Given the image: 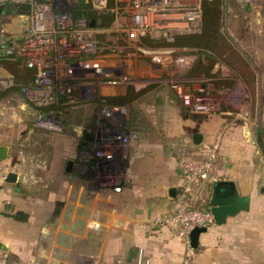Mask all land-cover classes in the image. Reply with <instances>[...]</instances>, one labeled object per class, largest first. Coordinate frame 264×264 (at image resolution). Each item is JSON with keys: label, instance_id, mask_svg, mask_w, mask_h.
Masks as SVG:
<instances>
[{"label": "built area", "instance_id": "built-area-1", "mask_svg": "<svg viewBox=\"0 0 264 264\" xmlns=\"http://www.w3.org/2000/svg\"><path fill=\"white\" fill-rule=\"evenodd\" d=\"M202 1L0 0V61L30 72L27 81L18 86L20 94L37 108L33 124L51 134L59 132L64 107L94 102L100 108L105 98L121 95L128 87L140 89L162 77L177 87V76L188 69L194 54L193 49L172 44L176 36L200 31ZM7 5L13 6L8 9V18L1 15ZM22 6L27 8L25 12L19 11ZM16 22L21 28L17 27L20 29L15 35L8 32V25ZM157 41L168 45H153ZM10 74L3 72L1 89L13 84L12 78H4ZM182 95L189 101L188 95ZM15 114V104L5 98L0 100V126H13ZM35 168L22 170L10 151L7 159L0 161V222L4 214L2 205L13 203L11 190L36 183L32 174ZM189 168L196 170L183 164L184 182L172 198L170 211L159 219L181 242L187 264L194 256L191 231L214 224L207 203L199 209L188 201L190 185L198 173ZM201 169L205 175L206 168ZM9 173L16 174L15 182L5 181ZM105 173L110 175L108 183L119 182L116 175ZM2 245L0 264H36L32 256H11ZM53 264H94V258L79 254L71 261Z\"/></svg>", "mask_w": 264, "mask_h": 264}, {"label": "crops", "instance_id": "crops-1", "mask_svg": "<svg viewBox=\"0 0 264 264\" xmlns=\"http://www.w3.org/2000/svg\"><path fill=\"white\" fill-rule=\"evenodd\" d=\"M174 118L172 127L178 130L173 134L176 150L172 153L178 154L185 148L180 146V141L190 136L191 131L195 134V124L182 112L178 119ZM174 121L177 122L174 124ZM8 128L2 132V143L8 138L5 135ZM260 133L256 132V137L264 153ZM238 134V129H231L226 141ZM56 137L51 138L52 144L58 141ZM159 142L162 141L144 139L136 145L125 181L121 184L97 183L92 188L91 197H84L83 185L76 187L73 195L70 194L71 187L67 186L66 198L58 204L52 197L56 189L50 188L43 195L33 194L34 199L41 196L51 200L57 210L42 220L31 216L25 228L26 239L22 243V240L17 242L14 239L12 229L7 227V224H22L13 219L17 206L12 201V210L4 212L0 222L3 248L11 256L21 259L32 256L36 260L41 252V264L71 261L79 254L92 256L94 264H187L181 242L159 220L171 209L173 197L170 190L175 189L176 192L179 186L175 158L164 154L167 148ZM225 173L218 180L232 181L240 195H249V210L228 217L223 224L207 227L199 235L198 246L188 264H264V228L261 229L263 224L255 225L256 220L262 217L260 214H248L252 212L253 191L264 177L255 172L233 170L232 167L226 168ZM51 180H54L53 176ZM212 184L213 181H206L204 190L207 196ZM117 186L119 189L115 190ZM18 191L23 192L21 189ZM37 221L41 223L36 225ZM43 236H46L44 240ZM41 240L44 242L40 244Z\"/></svg>", "mask_w": 264, "mask_h": 264}, {"label": "rangeland", "instance_id": "rangeland-1", "mask_svg": "<svg viewBox=\"0 0 264 264\" xmlns=\"http://www.w3.org/2000/svg\"><path fill=\"white\" fill-rule=\"evenodd\" d=\"M219 2L221 26L219 34L215 37L218 46L214 45V48L220 54L218 56L234 55L240 64H233L236 66L235 71L231 65L219 60L221 64L213 65L211 74L204 79L206 83L203 86L201 81L195 82L191 86L193 90L190 89V92H193L191 93L194 95L193 101H185L184 95H181V107L185 106L184 108H186L182 113L194 121L195 130L193 133L199 136L200 140L198 144H192L191 136L193 134L191 131L190 136L184 137L187 142L181 140L179 144L185 147L186 145L194 146L192 151L189 148H184V152L181 150L178 154L172 153L176 150L173 134L177 132L178 128L176 130L175 126L172 127L173 117L170 116V112H167L163 118L162 142H159L167 148L164 154L172 155L175 158L179 185L183 184L185 178V172L182 170L183 164L196 169H187L190 172H198L197 179L190 185L188 201L193 207L199 209L208 200L207 192L204 190L206 181L214 182V180L224 177L226 168L232 167L233 170L255 172L264 177V153L259 148L260 143L256 137V132L261 131L264 148V0H219ZM8 17L9 15H7ZM17 23L14 25L10 23L8 32L16 35L17 27H19ZM222 41L227 43L226 46L222 45ZM228 44L232 46V50ZM218 47L221 51L218 50ZM187 48L194 49L196 54L202 55L199 52L202 47ZM197 49L199 50L197 51ZM5 64L0 63V68H3V70L0 69V77L4 71L14 73L13 68ZM237 65L239 66L237 67ZM183 76H177V80H180L179 84L185 94L187 86H185L186 79H183ZM6 93L5 99L15 104L16 114L14 126L10 128L0 126V144L9 147L11 158L13 157L19 163L22 170L25 171L32 166L36 167L32 174L38 180L36 183L20 185L18 190H23L22 193L18 190H13L11 193V200L17 206L13 219L22 224L20 226L7 224V227L12 229L14 239L17 242L22 240V243L26 239L25 228L31 216L42 220L50 213H56L57 209L51 200L42 199L41 196L34 199L32 195L35 193L43 195L48 190V180L52 176L53 179L56 177L57 170H55L56 165H51L50 161L47 164L44 162L46 155L37 153L38 155L33 156V153L29 152L30 150L26 147L27 144L23 139L28 134L29 115H26V109H22L21 101L17 95L13 96V92H9V90ZM175 122L177 121H174V124ZM7 128L8 132L5 135H8V138L6 142L2 143L4 141L2 132ZM231 129H238L239 134L233 136L230 141H226ZM51 135L59 138L62 135V129L60 128L59 132L55 130ZM107 146L109 147V145ZM108 149H106L107 154ZM201 167L206 168L205 175H202L204 169ZM109 176L108 173H105L103 179L97 183L106 184ZM122 177L119 176V179ZM119 182L123 183L121 180ZM67 189L66 184H59L58 189L53 193L52 197L57 204L66 198ZM261 189H264V178L258 188L253 191L252 212L248 214H260L262 218L258 220L264 221V191ZM258 220L255 225L263 224L261 226L263 230L264 222L259 223ZM40 223L37 221L36 225ZM45 237L43 236V240ZM43 240L39 241L40 244L44 242ZM17 245L19 244L17 243ZM41 255L42 253L39 252L36 259L37 264H41Z\"/></svg>", "mask_w": 264, "mask_h": 264}, {"label": "flooded vegetation", "instance_id": "flooded-vegetation-1", "mask_svg": "<svg viewBox=\"0 0 264 264\" xmlns=\"http://www.w3.org/2000/svg\"><path fill=\"white\" fill-rule=\"evenodd\" d=\"M9 7L10 5H7L1 15H9L7 10ZM193 54L192 65L199 57L194 49ZM216 63L221 64L220 61ZM191 66L182 77L186 79L185 95H188L190 102L194 99V95L191 94L193 92H190V89L193 90L191 86L195 82L201 81L202 86L206 83L204 81L206 77L190 74ZM4 78L6 80L12 78L13 84L5 90L13 92V96L17 95L23 103L22 109H26V115H29L28 134L23 138L26 147L33 156L37 153L46 155L44 160L46 164L50 161L51 165H56L57 175L53 181L48 180V188L46 185L45 187L57 190L59 184H66L72 189L71 195L74 194L76 187L83 185L84 197L85 195L91 197L92 188L102 179L106 171L116 175L118 179L119 176H123L119 181L124 182L126 170L130 169V158L135 146L144 139L161 141L163 133L161 127L164 125L163 118L167 112L171 113V117H176L174 119H178V114L186 110L185 106L181 107V95L184 93L179 84L180 80H177V87L174 88L172 82L162 77L157 81L148 82L140 89L128 87L121 95L105 98L100 108L95 107L94 102L62 108L60 116L62 135L52 144L51 133L33 124L37 108L20 94L18 86L20 83H17L15 75L10 74L9 77L4 76ZM193 136L191 143L195 145ZM107 148H109L108 154ZM185 148L192 151L194 146L186 145Z\"/></svg>", "mask_w": 264, "mask_h": 264}, {"label": "trees", "instance_id": "trees-1", "mask_svg": "<svg viewBox=\"0 0 264 264\" xmlns=\"http://www.w3.org/2000/svg\"><path fill=\"white\" fill-rule=\"evenodd\" d=\"M219 0H203L202 4V27L201 32L197 34H191V35H180L175 37V41L172 45L177 47H202V50H199V52L202 54H198L199 57L195 61V63L190 68V74L192 76L196 77H207L209 74H211V69L216 61H223L228 65H231V67L234 68L236 71V63L240 64V61L234 55H227L226 57L218 56L216 52V48H214V45H216L217 42L215 37L219 34L221 23L219 21L220 15H219ZM10 8H13L12 5H10ZM7 9V10H8ZM26 7L22 6L19 11L25 12ZM214 32V33H213ZM209 34V35H208ZM203 37V40H201ZM224 46H226V42L222 41ZM152 43V42H151ZM153 45L158 46H165L168 45V43L164 41H157L156 43H153ZM229 45V44H228ZM218 46V45H216ZM230 46V50H232V46ZM223 48V46H221ZM218 50L221 51V49L218 47ZM230 57V58H229ZM6 63L5 65H10L11 68H13V73L16 77L17 83H23L25 80L29 78L30 72L26 69H22L18 67L16 64L7 62V61H0V63ZM235 64V65H233ZM239 65H237L238 67ZM0 100L6 97V91L7 90H0ZM261 134V133H260ZM262 136V134H261Z\"/></svg>", "mask_w": 264, "mask_h": 264}, {"label": "water", "instance_id": "water-1", "mask_svg": "<svg viewBox=\"0 0 264 264\" xmlns=\"http://www.w3.org/2000/svg\"><path fill=\"white\" fill-rule=\"evenodd\" d=\"M93 21H91V25ZM200 137L194 134L193 142L198 144ZM9 154V147L0 144V161H5ZM5 181L13 183L16 181V174L9 173ZM170 195L174 197L175 189L170 190ZM207 206L213 216L214 224L220 225L225 223L228 217H233L239 212L248 211L250 206V196L240 195L234 182L228 180H217L211 185V191L208 196ZM13 203H4L1 210L10 212ZM207 230V227H195L190 233V246L196 249L198 246L199 235ZM2 245V244H0Z\"/></svg>", "mask_w": 264, "mask_h": 264}]
</instances>
